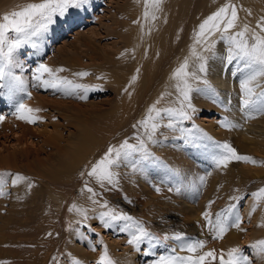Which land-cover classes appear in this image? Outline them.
I'll return each mask as SVG.
<instances>
[{"label": "rangeland", "instance_id": "374dc122", "mask_svg": "<svg viewBox=\"0 0 264 264\" xmlns=\"http://www.w3.org/2000/svg\"><path fill=\"white\" fill-rule=\"evenodd\" d=\"M132 1L88 0L86 5L71 8L63 16L54 15L53 22L45 28L39 27V21H36L24 33L8 34L10 39L23 40L12 54L28 78L27 88L21 91V101L38 97L47 103L41 107L40 122L26 123L29 130L21 142L16 140L19 135L16 125H13L14 130L0 132V158L11 156L15 149L30 146L38 154L35 162L31 161V168H37L34 169L36 172L17 170L11 163L0 166V181H3L0 189L4 192L0 195V264H74L77 260L80 264H96L105 246L115 264H153L161 255L171 254L173 249L177 255L189 254L169 239H164L165 235L173 237L175 234H182L185 239L206 241L199 253L215 249L219 255L222 249L227 252L229 248L239 247L250 264H264V252L255 245L256 241L264 239V200L257 202L251 196L252 192L264 187V148L257 152L249 151L252 146L248 145L247 139L250 135L264 132V113L253 112L246 118L241 110L240 81L247 70L235 61L228 63L227 45L218 41L213 49L215 57L209 51L205 55L208 57L206 73L196 72L207 79L216 95L193 91L190 100H195L188 112L190 119L174 120L173 127H168L169 117H158L157 123L161 126L153 134L154 142L147 140L143 128L133 127L143 119L137 118L143 103L134 109V102L128 99L123 87L116 90L117 81L129 75L134 66L131 63L122 66L120 56L122 52L132 55L120 38V33H126L122 25L131 21L123 11L131 6ZM38 2L40 0H0V17L28 3ZM193 9V4H189L187 10ZM262 10L264 8L258 10L259 14ZM262 15L264 17V12ZM246 35L251 40V35ZM213 38L218 40V34ZM41 63L52 69H63L55 73L57 77L85 87L65 95L62 91L41 86L33 79V70ZM78 72H86L87 75L76 76ZM45 78H48L47 74ZM154 83L150 86L151 91ZM191 83L193 87H205L199 81ZM255 83L259 85L257 93L264 91V76ZM132 90L129 92H136L139 88ZM124 104L133 108H130L128 119L121 118ZM6 107L7 110L13 109L11 102H6ZM4 110L5 104L1 102L0 116ZM4 115L5 123L11 125V114ZM226 123L230 126L226 127ZM138 135L145 140L148 151L157 158L156 162L146 165L141 162L133 168L131 161H121L118 167L113 168L117 173L113 185L104 183L101 186L94 177L87 175L91 165L104 155L110 145L119 146L124 140L137 144ZM79 141L82 142L80 145ZM214 142H227L238 154L250 156L257 163L233 160L226 167H217L212 160ZM76 143L81 151H77ZM81 146H85L84 150ZM170 149L182 155L184 162L180 164H188L186 167L195 169L196 191L195 187L194 191H189L188 199L176 197L179 193L176 189L182 190L183 184L176 185L169 175L177 170L175 177L180 179L183 173H180L179 166H174L173 160L164 158L163 151ZM75 155L77 159H74ZM141 155L136 154L134 159ZM30 156L29 159L32 158ZM45 159L48 163H41ZM159 161L167 162L169 167L165 177L157 170ZM41 164L45 171L38 168ZM5 173L7 175H3ZM17 173L26 179L13 184ZM201 176L204 177L203 184L199 183ZM85 185L93 189L94 196ZM85 200L87 204H83ZM94 200L98 203H93ZM105 202L107 208H102L101 204ZM230 204L236 205L235 211L241 217L240 225L228 228L222 237L214 239V233L209 230L202 213L210 212L214 220L215 214ZM77 208L87 210L86 220ZM180 208L183 214H189V219H183ZM108 209L127 213L141 221L159 238V243L145 241L139 248L128 244L129 233L119 231L120 224L103 227L99 213ZM231 230L236 235H230Z\"/></svg>", "mask_w": 264, "mask_h": 264}, {"label": "snow or ice", "instance_id": "6c2138e0", "mask_svg": "<svg viewBox=\"0 0 264 264\" xmlns=\"http://www.w3.org/2000/svg\"><path fill=\"white\" fill-rule=\"evenodd\" d=\"M144 2L146 6L144 16L147 18L149 16L147 6L151 4L154 10H159L162 0H144ZM87 3L88 0H40L38 3H28L19 10L5 13L0 17V81L8 80L10 91L15 92L17 88L20 91L24 90L22 87V78L16 76L11 70L13 51L20 47L23 40L20 38L10 39L8 34L10 32L24 33L31 28L36 21H39V27L45 28L48 24L53 22L52 17L54 15L63 16L69 9L79 8ZM151 19H157L154 12ZM237 19L238 15L235 5L225 3L199 23L194 30V37L195 43L207 44L204 50L211 52L213 57L216 55L213 51L215 44L218 41L224 42L227 45V62L231 63L235 61L242 64L243 69L247 70V74L240 81V104L241 110L246 114V118H248L253 112L264 113V91L257 93L256 88L259 85L255 83L259 77L264 76V35H260L253 30L251 40H249L246 35L248 32V25H245L238 32L230 31L236 27ZM257 28L260 32H264V17L257 22ZM217 34L218 40L209 41L210 37ZM193 55H196V53L193 52ZM207 59L208 57L197 55L199 73H206ZM60 71H63V69H52L48 65L41 63L33 70V79L38 81L41 86L62 91L65 95H71L75 89L85 87L84 85L75 84L67 78L57 77L55 73ZM45 74H47V79L45 78ZM75 75L82 77L87 75V73L78 72L75 73ZM172 75L173 78L177 80L175 87L180 95L178 101L180 107L160 109L154 104L148 108L145 117L138 121L136 125H133L134 128L138 126L143 128L145 130L144 135L149 141H153V134L157 128L161 126L157 123L158 117L167 115L169 117L168 127H173L174 120L190 119L186 109L192 108L190 95L193 91H207L211 96L216 95L215 89L209 84L207 79L203 78L201 75H197L194 71H188L187 58H185L184 62L174 70ZM135 79L136 77L133 76L132 80ZM191 81H199L205 87H193ZM28 95L30 96V93H28ZM81 98L84 97L81 96ZM38 111L39 109H32L23 102H18L14 114L17 115L18 119L34 123L36 120L40 119L39 116L33 115L34 112ZM3 119L4 117L0 116V120ZM225 126L227 127L230 125L226 123ZM137 141V144H130L128 140H124L119 146L110 145L104 155L91 165L87 175L94 177L101 186H103L104 183L113 185L117 176L113 168L118 167L121 161H131L133 168H136L141 162L146 165L147 163L156 161L157 158L153 157L148 151L145 140L138 135ZM214 143L215 152L212 155V160L217 167H226L227 164L233 160L253 164L257 163V161L250 156L238 154L227 142ZM136 154L142 155L134 159ZM3 175L7 174L5 173ZM173 175H178V173H173ZM22 179L26 178L22 177L19 173L14 174L12 183L15 184ZM0 183H3V181H0ZM199 183H204L203 176L199 177ZM28 186L32 187L31 184ZM85 188L92 193L93 196L95 195L93 189L89 188L87 185H85ZM169 190L171 191L172 189L170 188ZM176 190L179 191V188ZM156 191H160L159 187L156 188ZM3 194V190L0 189V195ZM251 196L254 198V201L257 202L264 200V187L252 192ZM238 198L239 197H230V199ZM93 203L98 202L94 200ZM73 207H75V205ZM101 207L107 208V203L101 204ZM255 207L256 205L254 203L253 210H255ZM235 208V204L228 205L215 214L214 220L210 212L205 211L202 213L209 230L214 233V239L222 237L230 227H239L241 217L239 213L235 211ZM69 210L71 211L72 209ZM77 211L81 213L85 220L88 218L86 209L77 208ZM99 219L105 228H111L114 223L120 224L119 231L129 233L127 243L136 248H139L140 244L145 241L149 243H159V238L149 232L141 221L135 220L127 213L108 209L99 213ZM241 231H243V229H241ZM171 238L179 241L180 250L189 254L177 255L175 249H173L171 254L167 256L161 255L158 260L153 261V264H217V262L218 264H250L249 258L242 254V250L239 247L229 248L227 252L222 249L219 255H217L215 249L199 253L198 250L204 247L206 241L200 239H185L182 234H175ZM164 239H169V237L165 235ZM255 245L261 252H264V239L256 241ZM74 264H80V262L77 260L74 261ZM96 264H115L109 256L106 246L101 251Z\"/></svg>", "mask_w": 264, "mask_h": 264}, {"label": "bare ground", "instance_id": "6f19581e", "mask_svg": "<svg viewBox=\"0 0 264 264\" xmlns=\"http://www.w3.org/2000/svg\"><path fill=\"white\" fill-rule=\"evenodd\" d=\"M225 3L235 5L237 9L238 19L236 21V27L234 28L233 32H238L245 25H248L247 33L249 35H252L253 30H255L260 35H264V32H260V30L257 28V22L261 20V18L263 17L262 13L264 12L262 10V13L260 12L261 14H259L258 10H261L264 8V0H162V3L159 6V10H154L151 4L147 6V10L149 12V16L147 18L144 16V12L146 9L144 0H133L131 6L124 9L123 15L128 16V18H130L131 21L128 24L126 23L122 25L126 29V33H120V38H121L123 45L128 48L126 49L127 50L130 49L132 51L131 52L132 55H129V54L127 55L126 53L122 52L120 55L121 65L126 66L129 63H131L134 66L132 70L130 71L129 75L127 76L124 75L125 77H122L117 81L118 84L116 86V90L118 91L120 87H123V91L127 94L128 99L134 102L133 103L134 109L141 102L143 103L141 108H139L140 114L137 115V118H144L147 113L148 108L154 104L156 105L157 108H160V109L180 107L179 102H178L180 95H179L177 88L175 87L177 80L173 78L172 74L174 70L178 68L181 63L184 62L185 58L188 59V71L190 72L198 71L199 61L197 60V55L205 56L208 51L204 50L207 47L206 43H200V44L195 43L194 30L197 28L199 23L202 22L203 19H205L207 16H209L211 13L216 11L219 7H221ZM189 4H193L194 6V9L191 10L190 12L189 10H187ZM153 12L155 16L157 17V19L155 20L151 19ZM256 15L258 16L256 17ZM248 21H250L251 23H249ZM213 39H214L213 37H210L209 41ZM193 52H195L196 55H193ZM20 66H21L20 63L18 61L15 62V59L12 58L11 70L16 76H19L22 78L23 80L22 87L23 89H25L27 88L28 78L26 74H24ZM133 76L136 77L135 80H132ZM153 82H155L154 88L151 91L150 86ZM135 85L137 86L135 87ZM135 88H139V90L136 92H132L133 93L132 95V93L129 91H133L132 89H135ZM164 89H166L168 93H165ZM0 90H2V92L0 93V103L2 102L5 104V110L3 111L2 116L4 117L5 116L4 114H11L9 117L13 119V122L11 123V125H8L5 123V117L3 120H0V123H1L0 132H6L7 130H14L13 125H16L18 126L17 128H19V132H18L19 135H17L18 137L16 136V140L18 139L21 142V139L23 137L25 138V134L28 133L29 129L26 124L27 121L18 119L17 115L14 114L17 103L23 102L25 105H27L28 107L32 109H39V111L34 112L33 115L39 116L41 119L42 116H40V113L42 112V108H44V104H46L47 101L44 100L43 98H38V97H35L34 99L32 98L27 101H21L23 100L21 99L22 92L18 90V88L15 92L10 91V84L8 80L0 81ZM205 94H207V92ZM193 100L195 99H192V101ZM192 101L190 100L191 104H193ZM213 101H214V97H213ZM6 102L12 103V108H13L12 111L10 109L9 110L6 109L7 108ZM194 103L197 104L196 102ZM204 104H207V103L205 102ZM124 105H125L123 106L124 114L122 113L123 115H121V118L128 119L126 117L128 114H131L130 108H132V105H128V104H124ZM116 107L117 106H115V108ZM197 107H198V104H197ZM186 110L189 112L191 108L186 109ZM9 117H6V118H9ZM130 117L132 116H129V118ZM167 117H168L167 115H164L163 118L165 119ZM40 119H38L39 122H40ZM13 132H17V131H13ZM15 134L16 133H14V135ZM81 138L79 140H81ZM247 139L249 140L248 145L252 146L251 148H248L249 151L252 150L254 152H257L264 148V132L259 135L258 134L250 135L247 137ZM85 140H86V137H85ZM244 140L246 141V139ZM77 143L79 144L82 142L79 141ZM77 143H76V149L78 151L79 149L77 147L79 146L77 145ZM82 146L80 147L81 149L83 148ZM30 147L28 148L24 147V149L21 148V150L15 149V151H11L12 152L10 153L11 156L7 155V157L10 156L8 160H6L7 159L6 156L5 157L2 156L3 158H0V166L11 163L12 165L16 166L17 170L19 168H22L28 172H36L37 170L34 171V169H37V168H34V169L31 168L32 166L31 161L35 162L36 156L38 154H36V152L33 151ZM24 151L26 153H24ZM170 151H167V150L165 152L163 151L164 158H170L169 159L170 161L173 160L174 166L175 167L179 166L180 169L182 170V172L180 173L181 174L183 173L182 176H180V179L175 177L177 175H173L174 172L172 174L170 173L171 175H169V177H171V180H174V183L176 185L183 184L182 190H179V193H177L176 197L184 196L188 199V197L190 196L189 191H194L193 190L194 187L196 191V186H194L196 178H193V173L195 169L191 168V166L186 167V165L188 164H186L185 166L184 164H180V162L183 163L184 161L182 160L183 159L182 155L177 150H172L171 152ZM76 152L74 153L76 154ZM30 155L32 156L31 159L28 158ZM23 157H24V161H22ZM18 158H20L21 160L18 161ZM71 158L73 159V156ZM75 158L77 159L76 155L74 159ZM41 163L45 164V163H48V161L46 159L41 160ZM158 163L159 164L156 163L158 165L156 166L157 170H160L158 172H161L164 175L163 177L167 176V172H169V169H168L169 167L167 165V162L159 161ZM42 167L43 165L41 164L38 168H42ZM43 170L45 171V169ZM176 171L175 173H177ZM46 172L48 171L46 170ZM163 181H166V180H163ZM83 204H87L86 200L83 201ZM180 211H182L181 214H182L183 219L190 218L188 213L183 214V210L181 208H180ZM230 235L234 236L236 235V232L231 230ZM169 241L172 242L176 247H180L179 241L172 239L171 237H169ZM141 264H144V263L142 262Z\"/></svg>", "mask_w": 264, "mask_h": 264}]
</instances>
